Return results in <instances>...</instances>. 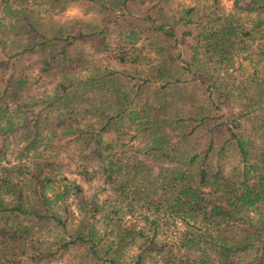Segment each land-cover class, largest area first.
Instances as JSON below:
<instances>
[{
  "label": "trees",
  "instance_id": "1",
  "mask_svg": "<svg viewBox=\"0 0 264 264\" xmlns=\"http://www.w3.org/2000/svg\"><path fill=\"white\" fill-rule=\"evenodd\" d=\"M219 2L0 0V264H264V0Z\"/></svg>",
  "mask_w": 264,
  "mask_h": 264
},
{
  "label": "rangeland",
  "instance_id": "2",
  "mask_svg": "<svg viewBox=\"0 0 264 264\" xmlns=\"http://www.w3.org/2000/svg\"><path fill=\"white\" fill-rule=\"evenodd\" d=\"M181 4L183 5H189L193 3V0H178ZM231 1L232 0H220V6L225 9L228 10L231 6ZM41 8H44L43 12L41 13V16H44V19L47 22H52V20H58L61 21L63 23L66 24H74L76 22V20L80 19V20H88L89 22H92L95 18H93L92 14L90 12H87L83 9V7H81L78 4L75 3H70L68 5H66V7L60 12V13H50L48 10H46V7H44V5H41ZM50 14L52 16H50ZM48 16H50L48 18ZM52 82H50L49 80L46 79H40L39 81H35L29 88L26 97L27 98H32L34 96L37 95H43L46 92H49L50 89L52 88ZM69 177V176H68ZM80 182V185L82 186L83 189V193L85 195L90 194L91 192L94 191V186L95 183L94 182H85L82 180L77 179ZM67 201L69 202V207L71 209H75V201H74V197L72 194H69L66 197ZM76 213V212H74ZM132 249L130 248L129 251H131ZM78 250H72L70 253L68 254H64V256L58 260H52V261H48V262H44L42 264H64L65 262H67L68 258H70L72 254L76 253ZM73 261L75 262V264H79V261L77 259H73Z\"/></svg>",
  "mask_w": 264,
  "mask_h": 264
}]
</instances>
